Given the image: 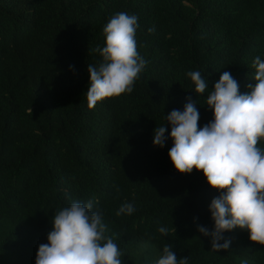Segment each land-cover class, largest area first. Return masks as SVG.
Listing matches in <instances>:
<instances>
[{
	"label": "trees",
	"instance_id": "trees-1",
	"mask_svg": "<svg viewBox=\"0 0 264 264\" xmlns=\"http://www.w3.org/2000/svg\"><path fill=\"white\" fill-rule=\"evenodd\" d=\"M119 12L138 17L146 66L130 94L89 109L88 64L103 62L96 49ZM257 56L264 0H0V264H35L54 215L88 200L122 264H156L166 244L189 264H264L247 230L225 232L231 246L219 252L198 231L214 230L210 204L221 193L201 171L177 172L166 117L190 99L199 126L212 122L215 82L227 71L248 93ZM190 71L204 75V94ZM157 126L168 128L163 148L153 143ZM125 203L134 212L118 216Z\"/></svg>",
	"mask_w": 264,
	"mask_h": 264
},
{
	"label": "clouds",
	"instance_id": "clouds-1",
	"mask_svg": "<svg viewBox=\"0 0 264 264\" xmlns=\"http://www.w3.org/2000/svg\"><path fill=\"white\" fill-rule=\"evenodd\" d=\"M138 26L136 15L119 12L104 27L106 46L96 49L103 62L99 67L88 64L87 69L89 109L133 91L146 66L135 38ZM253 67L256 84L244 94L230 72L222 73L206 99L214 120L203 128L196 103L190 99L183 111L174 109L166 115L173 141L168 155L177 172L201 171L221 193L210 204L214 230L198 228L211 237L212 250L217 252L230 248L224 233L237 228L247 230L252 242L264 246V149L258 146L264 138V60L257 56ZM187 75L195 92L204 94L208 89L204 75L199 71ZM167 131V126H157L154 146H165ZM133 212V205L125 203L117 215ZM52 223L48 243L39 246L35 264H122V252L106 236L107 226L102 213L94 210L93 200L72 202L54 215ZM159 232L167 235L168 229L162 226ZM156 264H189V260L178 259L173 246L166 244Z\"/></svg>",
	"mask_w": 264,
	"mask_h": 264
}]
</instances>
